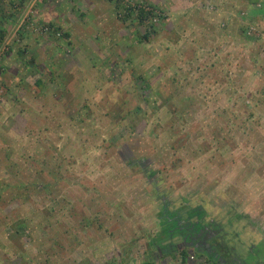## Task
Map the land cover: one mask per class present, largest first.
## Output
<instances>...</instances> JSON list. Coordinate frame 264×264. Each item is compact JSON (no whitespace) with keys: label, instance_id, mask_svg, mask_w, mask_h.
<instances>
[{"label":"rangeland","instance_id":"rangeland-1","mask_svg":"<svg viewBox=\"0 0 264 264\" xmlns=\"http://www.w3.org/2000/svg\"><path fill=\"white\" fill-rule=\"evenodd\" d=\"M64 1L0 3V264H264V0Z\"/></svg>","mask_w":264,"mask_h":264},{"label":"crops","instance_id":"crops-1","mask_svg":"<svg viewBox=\"0 0 264 264\" xmlns=\"http://www.w3.org/2000/svg\"><path fill=\"white\" fill-rule=\"evenodd\" d=\"M64 2H65L64 0H59V2L57 3V5H61L60 9L63 8ZM80 3H78V4H80L82 10L79 11V15H81L82 17L85 16L84 15L85 10L95 12L98 15V20L100 22L101 21L105 22L108 17H113L112 11H114V8H113V6L108 5L106 2L104 3V2H101L100 0H82V2H80ZM99 3H101V4H99ZM57 5H56V7H57ZM45 8L48 9L47 7H45ZM249 9H250L249 10L250 17H252V18H257V17L264 18L263 17L264 16V8H263V10H258V8L249 6ZM69 10H70L69 8H65L64 11L60 10V16H56L54 19H47V18H45V19L49 22L50 21L53 22L52 24L54 26H56L58 29L65 30V33L69 34V38L72 39V38H74L73 36H75V34H72V33H74V31L76 32V30H72V28H71L72 26L67 21V17L71 14L69 12ZM74 13H77V11ZM83 21H84V19L80 18V22L83 23ZM80 25H82V24H80ZM24 42H26V44L28 46H30L29 47L30 51L32 53H34L36 56L39 54L38 50L41 47L43 49L42 53H45L46 50L48 51L49 47L51 48L50 45L48 47H46L47 46L46 44H42L40 37L37 35H30L27 39L24 40ZM76 54H78L76 56V60L78 61V56H80V53L78 52ZM46 55H47V53H46ZM254 56H255V59H254L255 62H257V60H258L257 56L258 55L255 53ZM46 58H47V56L43 57L44 60H46ZM51 60H52V62H54V64H51V66L58 68L59 66L56 64L57 60H55L54 58H51ZM45 63H47V62L45 61L44 64Z\"/></svg>","mask_w":264,"mask_h":264},{"label":"trees","instance_id":"trees-1","mask_svg":"<svg viewBox=\"0 0 264 264\" xmlns=\"http://www.w3.org/2000/svg\"><path fill=\"white\" fill-rule=\"evenodd\" d=\"M2 0H0L1 3ZM114 1V0H111ZM148 6L152 9V11H146L144 8L138 9L135 11V16L136 19L139 21L140 25H144L146 24V22H148V19L150 18V16H153L154 11L156 10V7H153L151 4L148 3ZM121 4H117V10L120 9ZM128 12L134 13V11H132V9H128ZM123 22H126V19L122 20ZM1 20H0V27H1ZM56 31H61L60 29H57ZM152 35L150 33H146L145 35H143V37L139 38V41L141 43H148L151 40ZM63 38L67 39L69 38V34L64 33L63 34ZM5 40V33L4 31H0V44L3 43V41ZM126 119V118H125ZM184 259H186V253L183 254Z\"/></svg>","mask_w":264,"mask_h":264},{"label":"built area","instance_id":"built-area-1","mask_svg":"<svg viewBox=\"0 0 264 264\" xmlns=\"http://www.w3.org/2000/svg\"><path fill=\"white\" fill-rule=\"evenodd\" d=\"M116 3H120L121 6H124L128 9H132V11H135L138 10V9H141V8H144L146 11H152V9L149 7V6H140V5H132V7L130 6H127V4L129 3L130 0H114ZM154 13H156V11H154ZM52 29V30H51ZM43 31V34L45 35H48V34H56V37H62L61 33H59L60 31H56L54 28H50V27H45L44 29H42Z\"/></svg>","mask_w":264,"mask_h":264},{"label":"flooded vegetation","instance_id":"flooded-vegetation-1","mask_svg":"<svg viewBox=\"0 0 264 264\" xmlns=\"http://www.w3.org/2000/svg\"><path fill=\"white\" fill-rule=\"evenodd\" d=\"M175 221H177V220L175 219ZM182 223H183L182 220H178V221H177V226L179 225V227H180V225H181ZM193 231L197 232V229H196V230H193Z\"/></svg>","mask_w":264,"mask_h":264}]
</instances>
